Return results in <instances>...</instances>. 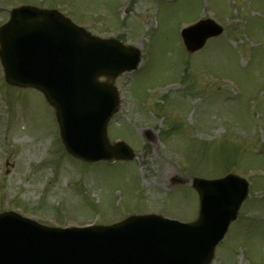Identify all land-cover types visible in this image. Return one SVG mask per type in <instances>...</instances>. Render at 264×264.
<instances>
[{
    "label": "rangeland",
    "instance_id": "1",
    "mask_svg": "<svg viewBox=\"0 0 264 264\" xmlns=\"http://www.w3.org/2000/svg\"><path fill=\"white\" fill-rule=\"evenodd\" d=\"M21 3L57 8L92 34L140 48L138 68L115 80L122 105L108 126L111 141L137 156L70 158L42 94L7 86L0 64V212L49 226L142 212L187 221L197 195L171 179L235 172L254 187L213 264H264V0H0V25ZM201 17L224 31L188 53L180 29Z\"/></svg>",
    "mask_w": 264,
    "mask_h": 264
},
{
    "label": "water",
    "instance_id": "2",
    "mask_svg": "<svg viewBox=\"0 0 264 264\" xmlns=\"http://www.w3.org/2000/svg\"><path fill=\"white\" fill-rule=\"evenodd\" d=\"M220 31L211 21L184 29L186 49H199ZM0 58L8 84L45 92L70 154L90 162L133 158L125 143L109 144L106 124L117 106L113 79L137 65L138 50L90 36L55 11L24 6L0 27ZM99 75L107 81L97 82ZM239 182L232 175L193 178L199 214L188 225L149 215L109 227L48 229L12 212L0 214V264H209L246 196Z\"/></svg>",
    "mask_w": 264,
    "mask_h": 264
}]
</instances>
